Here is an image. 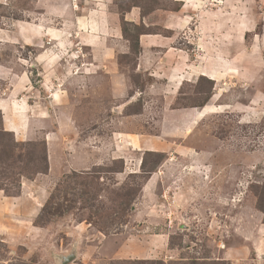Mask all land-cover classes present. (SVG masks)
<instances>
[{"label":"rangeland","instance_id":"374dc122","mask_svg":"<svg viewBox=\"0 0 264 264\" xmlns=\"http://www.w3.org/2000/svg\"><path fill=\"white\" fill-rule=\"evenodd\" d=\"M0 105L48 166L0 180V264H264V0H0Z\"/></svg>","mask_w":264,"mask_h":264},{"label":"trees","instance_id":"16d2710c","mask_svg":"<svg viewBox=\"0 0 264 264\" xmlns=\"http://www.w3.org/2000/svg\"><path fill=\"white\" fill-rule=\"evenodd\" d=\"M117 0H114L116 2ZM133 1V0H131ZM155 2V1H154ZM135 3V2H134ZM137 6L140 9L142 16L144 15L143 8L140 4H132ZM118 14L120 15L121 21V33L123 34L126 40L130 41V48L133 53L137 54L139 51V36L141 34H147L149 32L139 31L138 34L132 39L126 36L125 20L123 18V13L128 12V9H122L121 6L118 8ZM154 8H150L149 11H152ZM180 9V6L172 11L176 12ZM137 28V26L134 24ZM24 143L17 141L14 138V134L11 130H6L3 127L1 110H0V180L1 179H12L11 182L16 181L19 183L18 178H14L15 175H25L27 178L31 179L37 173H46L47 166V155L46 149L41 147L39 155H36L33 151H28L25 154L20 152V147ZM146 153H157L153 151L146 150ZM143 163V159L141 164ZM17 185V189H18ZM0 189L10 195H17L18 190L16 189L14 194L8 192L5 186L0 185ZM256 197L255 206L262 213L263 218L262 222L264 223V182L260 185H257L253 189ZM17 193V194H16ZM221 264H229L224 260H220ZM181 264H197V262L192 260L190 263H181Z\"/></svg>","mask_w":264,"mask_h":264},{"label":"crops","instance_id":"0c3cea01","mask_svg":"<svg viewBox=\"0 0 264 264\" xmlns=\"http://www.w3.org/2000/svg\"><path fill=\"white\" fill-rule=\"evenodd\" d=\"M177 12L178 11L171 12V14H177ZM94 13L98 14V18L97 19H95V18L92 17L93 15H95ZM109 13L110 12L107 11L106 9H104L103 6L97 4L94 8L87 9L86 12H77V13L74 12V17H75V21L74 22L77 23L76 24L77 26L78 25L80 26L81 22L78 19L80 17H86V20H88V22H87V28H86L87 31L82 29V32H80V33L81 34L84 33V34H87V35L88 34H91L93 36L96 35L98 37V40L96 42V44H97L99 42V39L101 38V36H103L104 32H106L107 29H108V20H107V18H108V14ZM111 14L113 15V17L115 15L117 17V15H118L117 13H112V12H111ZM182 19L183 18L181 17L180 25H182V22H183ZM39 27H40L39 23H34V22H30V21L29 22H26L25 24H22L21 36H22V39H23V41H24V43L26 45H30V44H34V43L38 42L37 41L38 40V35L41 34V32H39ZM167 27H168L169 30H172V31L175 29L172 26H167ZM30 29L33 30V32H36V35H29V34H27V32ZM78 29L80 30L81 29V26ZM147 34H141L140 37L142 35H147ZM163 37L169 39L171 36L164 35ZM28 41H31L32 43L31 42H28ZM84 45H90V44L89 43H85ZM139 45H141V47H144L143 44H139ZM180 55H183V54H180ZM185 57L186 56H181V58H175L174 59L175 61H173L174 63L172 62L169 65V67H171L172 70L175 68V70H174L175 72H173V75H171V76L170 75H167L168 77L166 76L167 77V80H168V83H169L170 89H172V88H178L184 82L189 81V77H192V76H194L196 74V72L190 71L191 69L187 68V67H189L190 64L188 63V60H186ZM184 60H186L185 63H184ZM192 64H193V66H195L196 63L193 62ZM198 71H199L198 72V75H200V72H202V70H198ZM169 76L171 78H169ZM113 157H119V158L122 159V156L121 155H119V156H113ZM0 191H2V190H0ZM260 226L263 227L264 226V223H260Z\"/></svg>","mask_w":264,"mask_h":264},{"label":"bare ground","instance_id":"6f19581e","mask_svg":"<svg viewBox=\"0 0 264 264\" xmlns=\"http://www.w3.org/2000/svg\"><path fill=\"white\" fill-rule=\"evenodd\" d=\"M200 75L207 76V77H209L211 79H214V77H215V76L213 77V75L207 74L205 71L200 72ZM205 106L206 105H203L202 107H205ZM3 109H4V106L0 105L1 112H3ZM8 130H11L12 132H16V129L15 128H9Z\"/></svg>","mask_w":264,"mask_h":264},{"label":"water","instance_id":"95a60500","mask_svg":"<svg viewBox=\"0 0 264 264\" xmlns=\"http://www.w3.org/2000/svg\"><path fill=\"white\" fill-rule=\"evenodd\" d=\"M75 257L74 253H70L66 256H63L62 258V264H65L66 262L70 261L71 259H73Z\"/></svg>","mask_w":264,"mask_h":264}]
</instances>
